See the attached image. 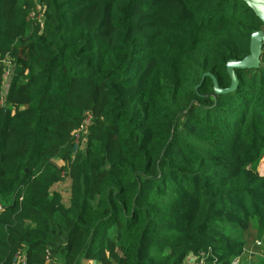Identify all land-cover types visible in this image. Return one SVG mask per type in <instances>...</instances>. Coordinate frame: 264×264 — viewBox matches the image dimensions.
<instances>
[{"label": "trees", "instance_id": "trees-1", "mask_svg": "<svg viewBox=\"0 0 264 264\" xmlns=\"http://www.w3.org/2000/svg\"><path fill=\"white\" fill-rule=\"evenodd\" d=\"M262 26L243 0H0V264H229L255 239L264 264V46L212 81Z\"/></svg>", "mask_w": 264, "mask_h": 264}, {"label": "water", "instance_id": "water-1", "mask_svg": "<svg viewBox=\"0 0 264 264\" xmlns=\"http://www.w3.org/2000/svg\"><path fill=\"white\" fill-rule=\"evenodd\" d=\"M248 7L252 9L256 17L260 19L263 26L251 33L249 41V53L240 60L229 59L226 62V71L230 77L228 88H220L216 80L212 77L213 88L215 93H226L234 90L237 85L235 69L257 68L260 63V56L264 46V0H243ZM208 74V73H206ZM76 146H74L75 148Z\"/></svg>", "mask_w": 264, "mask_h": 264}, {"label": "built area", "instance_id": "built-area-1", "mask_svg": "<svg viewBox=\"0 0 264 264\" xmlns=\"http://www.w3.org/2000/svg\"><path fill=\"white\" fill-rule=\"evenodd\" d=\"M38 18H40V16H38ZM9 72H10V62L9 61H5V70H4V80L6 77L9 76ZM1 95H2V91H1ZM90 114L86 113L85 114V118L83 120L82 125L80 126V128L74 133V139H75V143L77 144V139L80 135H85L86 131H87V125L90 121ZM0 210H1V204H0ZM263 245V241L260 239H255L253 246L249 249H244L243 252L237 256H234L230 261L229 264H250V256L253 255V253L255 252V248L256 247H262ZM204 252L199 251L197 254H188L185 258L184 263L187 260H191V264H204ZM247 257V259H246ZM44 259L46 261V263H51L54 262V259L52 258L51 252L49 250H46ZM25 260H24V253H21L19 255H16L14 260L12 261L11 264H24Z\"/></svg>", "mask_w": 264, "mask_h": 264}, {"label": "rangeland", "instance_id": "rangeland-1", "mask_svg": "<svg viewBox=\"0 0 264 264\" xmlns=\"http://www.w3.org/2000/svg\"><path fill=\"white\" fill-rule=\"evenodd\" d=\"M8 78H9V76L6 77L5 80H4V86H3V89H2V99H4V95H5L7 86H8ZM76 145H79L80 147H83L84 146V138L79 136L78 139H77V144ZM54 161H56V160H54ZM56 162H54V163H56ZM257 172L259 174H262V175L264 174V161L263 160H261L260 163L258 164ZM68 185H69L68 180L64 179L60 183H57V184H55L53 186V189L58 190L61 193L62 198H63V203H62L61 206H59V210L60 211H63V205L64 204L66 205V203H67V199H68ZM257 256L262 258V259H264V248H263V250L261 249V250L257 251ZM246 259H247V257H246ZM184 264H191V260H187Z\"/></svg>", "mask_w": 264, "mask_h": 264}]
</instances>
